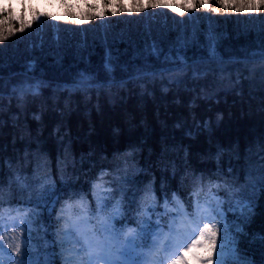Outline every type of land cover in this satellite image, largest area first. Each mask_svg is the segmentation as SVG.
Masks as SVG:
<instances>
[{"label":"trees","instance_id":"trees-1","mask_svg":"<svg viewBox=\"0 0 264 264\" xmlns=\"http://www.w3.org/2000/svg\"><path fill=\"white\" fill-rule=\"evenodd\" d=\"M62 2L74 7H62ZM24 3L27 5L24 19L33 26L34 8L38 13L51 15L43 16L41 28L30 26L0 43V85L3 86L0 89V185L3 187L0 214L25 205L39 213L30 225L28 242L35 264H43L45 259H55L56 264H61L60 248L53 244L56 216H50L46 206L38 205L34 199L45 163L50 165L48 172L56 183L60 204L73 195L70 204L76 205L83 198L84 206L93 208L97 202L94 188L107 186L102 200L111 204L105 214L119 207L122 211L119 223L126 227L139 228L138 223L147 215L139 210L149 211L153 195L159 213L165 194L171 200L173 193L185 208L193 210L194 203L202 201L208 189L219 184V188L214 186V191L224 199L226 217L218 227L217 246L224 242V225H227L229 236L236 237L242 255L254 264H264V248L251 244L235 230L240 225L249 235L264 231V196L257 191L255 200L251 201L254 205L251 222L245 224L233 194L226 192L224 185L233 176L238 178V184H244L245 158L251 155V161L255 162L258 146L264 142L262 65L258 57L250 55L264 46V13L257 14L261 17L259 28H237L232 23L237 13H221L233 19L230 17L231 25L216 31V52L225 61L235 58L237 62L219 65L199 63L209 56L206 35L209 23L201 25L204 15L201 13L210 14L209 22L215 25L219 14L203 9L191 11L194 23L200 25L193 39L191 33L179 36L172 31L170 25L180 19L179 15L162 7L131 15L116 11L113 15L109 0H24ZM111 3L118 5L119 0ZM123 3L131 5L132 0ZM211 3L216 6V0ZM9 5L15 9L14 16L24 11L20 1L0 2V6ZM101 11L102 17L96 15ZM144 12L146 15L139 16ZM66 13L80 18L84 15L86 19L92 16L85 23L88 29L84 30V38L72 37L74 32L64 38L66 35L61 33V42L57 41V30L49 28L50 23L56 21L52 17ZM106 21L111 22L113 29L123 30L121 36L107 37L106 43L98 42L91 48L85 46L90 40L95 41L90 26ZM152 22L164 27L151 30L148 27ZM13 23L17 28L20 26L17 21ZM56 23L66 25L61 31L67 34L71 30L72 24L67 21ZM38 36L43 37L42 48ZM180 40L185 47L180 48ZM153 43L162 49L159 59L149 54ZM105 44L117 58L110 74L103 70ZM62 47L67 48L66 52L57 56ZM246 53L249 54L247 65L239 62ZM165 56L172 59L165 60ZM177 56L183 57L190 67L163 75L137 76L141 69L148 73L175 69L181 63ZM29 64L35 67L29 68ZM80 73L91 74L96 84L86 90L75 87ZM36 80L43 81L39 92L26 91L21 96L20 87ZM61 163L67 165L69 173L64 180L57 167ZM28 235L29 229L23 226L15 240L9 242L21 244L20 256L12 253L16 261L23 258ZM138 245L147 246L143 241ZM216 252H220V246ZM225 264H231L227 255Z\"/></svg>","mask_w":264,"mask_h":264},{"label":"snow or ice","instance_id":"snow-or-ice-1","mask_svg":"<svg viewBox=\"0 0 264 264\" xmlns=\"http://www.w3.org/2000/svg\"><path fill=\"white\" fill-rule=\"evenodd\" d=\"M21 7L24 11L21 12L20 16H14L15 9L9 6H0V43L7 41L10 37L14 36L17 32H24L26 28L31 26V21L24 19L27 5H25L24 0H20ZM51 2V0H49ZM62 7L71 8L72 5H66L61 3ZM113 9V15L116 11L126 12L129 15L133 13H141L145 9L152 8H165L170 9L171 12L177 13L183 17L186 13H190L194 10L203 9L206 12H211L215 14H229V13H264V0H216V6L213 7L211 0H148L144 3V0H132L131 5H125L123 0H119V4L111 3L109 0V5ZM90 7H98V5H90ZM33 19L39 20L40 16L49 17L51 14L44 12L38 13L34 8ZM96 15L103 16L104 13L97 12ZM56 21H67L72 24H83L84 19L78 17L74 13H66L64 16L52 17ZM87 19H92V16H88ZM189 19H192L189 16ZM13 21L19 22V27H15ZM58 31V26H55ZM38 35V34H37ZM59 41V36L56 37ZM193 39H195V33H193ZM216 36L210 31L208 33V49L209 56L207 60L202 59L199 63H217L219 65L236 63L235 58L229 59L228 61L223 60L219 57L216 52L215 46ZM39 45L43 47V37L38 36ZM180 48L185 47L183 40L178 41ZM33 46H36V41H33ZM106 51L103 62V70L105 73H112L114 71V65L117 58L114 57L110 50H108L107 44H105ZM2 51V50H0ZM162 49L158 44L153 43L151 45L150 55L155 56L157 59L160 58ZM245 54V59L240 60V63L247 65L249 63L247 56ZM251 57H258L262 68V79H264V46H261L259 51H254L250 53ZM59 56V53H57ZM165 60H170L172 57L165 56ZM177 60L181 63L176 66L175 69H163L160 72H145L142 69L137 71L138 77L143 76H156L163 75L165 72L172 71H183L185 68L190 67L183 57L177 56ZM29 68L35 67L33 64L28 65ZM223 71V69H221ZM79 80L75 82L74 86L81 89H88L96 84L93 76L91 74L80 73ZM42 80H36L34 84H25L20 87V95L23 96L26 91L37 94L41 85ZM0 85V89H2ZM15 92L16 89L14 88ZM257 160L255 162L251 161V155L247 156L246 159V175L244 184L240 185L237 183L238 178L233 176L231 180H225V191L233 194L235 200V205L241 210V216L245 224L251 222L252 208L256 198L257 191L264 196V142H261L258 146V150L255 153ZM67 157H65V161ZM39 167V165H38ZM50 165L45 163L43 165L44 175L40 180L37 181L39 184L38 190L34 193V199L37 204H44L49 212V215L55 214L56 216V232L55 240L53 241L54 246L58 245L60 248V259L61 264H139L136 257L143 255L137 252L138 242L147 241L153 238V247L155 246V236L160 233L156 231L153 227H147L145 225L152 224V217L148 216L146 220H142L138 223L139 231L134 229H128L127 236H121L124 231L123 227L117 228L114 221L122 215L118 207L110 214L106 215L108 207L111 202L105 203L102 199H97V202L93 208H86L82 202L73 205L69 203V200L73 199V195H69L68 199L60 204L61 197L56 188L55 181L52 180L51 174L48 172ZM58 170L62 173L61 179L64 180L65 177L69 176L66 164H58ZM20 178L17 177L19 182ZM219 188L220 185H215ZM122 191V190H121ZM151 192V189L147 190ZM3 195V187L0 185V198ZM153 199H155L153 195ZM172 202L176 205L173 211H178L187 215L184 210L183 203L179 200L175 193L171 197ZM119 201L116 202L119 205ZM60 204L58 212L54 210L57 205ZM169 200L165 194L164 215L167 216L169 213ZM231 206V205H230ZM199 203L197 202L196 208L199 211ZM75 210V211H74ZM18 212L20 210H17ZM144 213H147L148 209H140ZM154 211V209H153ZM218 215L220 213H217ZM39 213L34 210L31 211V216L28 215L26 210L24 213V218L21 219L20 223L29 229V235L24 240V254L23 258L16 261V264H35L32 257L29 254L31 245L28 243L31 240L30 225L33 219L38 216ZM214 219L215 217H208ZM3 215L0 214V221H2ZM160 224V218L156 219V228H162ZM3 226L0 224V231H2ZM237 233L243 234L247 237L251 244L257 245L260 248H264V231L253 232L249 235L244 231V228L237 225L235 228ZM170 233L176 232V230L169 225ZM219 228L216 225L210 223L197 224L195 228L192 229L191 234L183 242L176 244V251H172L171 246L163 248L165 253L171 252V256L165 255L163 259L169 261V264H189V256L196 261V264H213V253L217 250V236ZM178 235V232H177ZM194 237V238H193ZM4 239L0 236V241ZM15 240V236H13ZM123 239V243L121 240ZM190 240V242H188ZM171 244V242H170ZM238 241L236 237H230L228 233L227 225H224V242L220 245V253L217 259V264H225V256L230 258L231 264H254V262L248 259L247 256L242 255L241 250L237 247ZM71 245V246H69ZM8 248L12 249V252H8L4 248L3 243H0V264H13L15 259L12 255L14 252L16 256L21 254V244L15 243L9 244ZM199 249V252L195 251ZM7 257V259H6ZM163 259L160 264H163ZM43 264H56L55 259H45Z\"/></svg>","mask_w":264,"mask_h":264},{"label":"rangeland","instance_id":"rangeland-1","mask_svg":"<svg viewBox=\"0 0 264 264\" xmlns=\"http://www.w3.org/2000/svg\"><path fill=\"white\" fill-rule=\"evenodd\" d=\"M18 3L20 0H17ZM1 2V0H0ZM85 5H83L81 8H84ZM61 7V6H60ZM60 7H56L57 9H60ZM50 8H55V7H50ZM49 8V9H50ZM43 11H47L48 9H44V8H40ZM80 13V11H79ZM204 14L203 16H201L200 22L201 25L203 24H208L209 23V30L208 33L211 31L214 35H216V31H219L221 26L222 27H226L230 24V20L231 18L233 19V16L230 18L228 16H224L219 14L218 15V24L215 22L211 21L209 22V18H210V14H206L205 12L201 13ZM258 13H252V14H245V13H237V16H234L235 19L232 21V23H234L237 28H249V27H254V28H259V25L261 24V20H260V15H257ZM146 15L145 12L143 14H140L139 16H144ZM216 15V14H215ZM84 16V15H83ZM82 18L85 20V22L83 24H72L71 26V30L69 31V33H65L64 31H61L63 28L66 27V25H63L62 23L59 25H56V21L50 23V25H52V27L49 28H55L57 30V28L55 26H58V31H56V37L60 35L59 34H65L66 36L64 38L68 36H70L72 34V32H74L75 34H72V37H81L84 38L85 37V29L87 28V25H85V23H87L86 17ZM189 16L192 17L191 12L190 13H186L183 17H181L179 15L180 19H177V22L175 24L172 23L171 21V25L170 27L173 28V32H177V35H184V34H188L191 33L190 35H192L193 33H197L200 30V25H196V23H194L193 19H189ZM209 17V18H208ZM43 16H40L39 20H35L33 19V21H35V25L33 26V24L31 26L35 27V28H39L38 26L43 25L44 21H43ZM230 18V19H229ZM169 20H171L172 18L169 17ZM131 20V19H130ZM144 24L146 22H143ZM148 24V23H146ZM167 26L169 25V22H166ZM159 26H155V24L150 23L151 30L155 28H163L164 26L158 24ZM187 27V29H186ZM90 33L92 35H95L93 38L95 41H89V43L85 44V46H89L90 48L92 46H95L96 43L98 42H103L106 43L105 38L109 37L112 39V37L118 38L121 36L123 30H115L111 27V22L107 23V21L101 25H95V26H90ZM113 30H115V32H113ZM61 31V32H59ZM136 32V31H135ZM208 33L206 32V35H208ZM88 36V33H87ZM86 36V37H87ZM62 37V36H61ZM80 39V38H79ZM61 42V41H59ZM55 48V47H53ZM57 48V47H56ZM66 47H62V49L59 51V54L62 56L64 51L66 52ZM57 50V49H56ZM87 50L84 47V51ZM31 54V53H29ZM51 54H54L53 52H51ZM50 54V55H51ZM33 59V58H31ZM33 62V61H32ZM215 186V185H214ZM212 186L208 189L207 194L205 195V199L203 202L199 203V211H197L196 205L197 203H194L193 210L188 211L186 208H184V210L187 212V215H184L183 213H180L178 211H173L172 209L176 208V205L172 202V200H169V213L167 216L164 215L165 212V206H164V200L162 201V203H160V213L157 211V207L155 206V201L153 199L152 203L149 204V211L146 213L147 215H145L143 217L142 220H146L148 216L152 217V224L151 225H145L147 227H155V230L158 231L160 234L158 236H155V246L153 247V238H151L150 242H149V250H146V248H143L141 245H138L137 247V252L142 253L143 255H139L136 257L137 261L139 262V264H160V261L164 258L165 255L171 256V252L169 253H165L163 251V248L171 246L172 251H176V244L179 242H183L187 237H189V235L191 234V231L193 228L196 227L197 224H202V223H210V224H214L217 226V228L221 225L220 223L224 221L225 217H226V213L223 207V203H224V199L222 198L221 195L215 193L214 189L215 187ZM95 196L97 199H102L103 195H104V191L108 190L107 186H102V188L100 187H95ZM116 207H114L113 209H111V213L115 210ZM119 208V207H118ZM154 209V211H153ZM17 210H20L19 212ZM28 211V215L31 216V211L33 210L32 207L30 206H23L21 207H16L14 209H12V211H7L3 214V219L2 221H0V224H2L3 229L2 231H0V236H3L4 239L2 241H0V243H3L4 248L7 249L8 252H11V250L8 248V244L10 242V240H12L13 236H15L17 233H19V229L23 228V224L20 223L21 219L24 218V213L25 211ZM120 210V208H119ZM121 211V210H120ZM111 213H109L108 215H110ZM122 213V211H121ZM217 213H220L219 215ZM160 218V224L163 226L162 228H156V219ZM208 217H215L214 219L208 218ZM121 219V216L118 217L114 223L116 224L117 228H121L123 227L124 231L121 233L122 238L127 236V232L128 229H134L132 226H127V228H125L124 226H122V224L120 225L119 221ZM34 220V219H33ZM172 225V227L176 230V232H172L170 233L169 231V225ZM136 231H139V228L134 229ZM178 232V235H177ZM194 238V237H193ZM144 242V241H143ZM171 242V244H170ZM190 242V240L188 241ZM121 243H123V239L121 240ZM139 243V242H138ZM221 245V244H220ZM219 245V246H220ZM71 246V245H69ZM217 246V247H219ZM197 252H199V249L195 250ZM220 253V252H219ZM219 253H213V264H217V259L219 257ZM13 255V254H12ZM15 259L13 260V264L14 262H16V257L13 256ZM7 259V257H6ZM163 264H169V261L166 259H163ZM189 264H196V261L193 260L191 258V256H189Z\"/></svg>","mask_w":264,"mask_h":264}]
</instances>
